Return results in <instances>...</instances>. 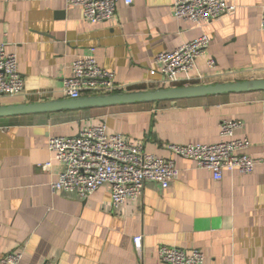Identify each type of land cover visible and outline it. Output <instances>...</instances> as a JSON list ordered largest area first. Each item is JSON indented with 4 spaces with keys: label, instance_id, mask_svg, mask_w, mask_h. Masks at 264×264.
Wrapping results in <instances>:
<instances>
[{
    "label": "crops",
    "instance_id": "obj_1",
    "mask_svg": "<svg viewBox=\"0 0 264 264\" xmlns=\"http://www.w3.org/2000/svg\"><path fill=\"white\" fill-rule=\"evenodd\" d=\"M227 1L233 13L198 26L175 17L172 0H120L101 22L65 0H0V43L24 79V91L0 96V104L65 98L63 79L80 56L113 71L121 91L264 78V0ZM201 34L210 43L191 71L165 86L150 75L158 53ZM227 119L241 122L234 137L249 140L251 173L224 169L215 180L167 149L217 143ZM100 123L173 159L178 176L166 188L147 181L115 210L109 184L87 198L54 190L63 168L49 137ZM162 245L198 249L209 264H264V90L0 117V258L20 251L18 264H162Z\"/></svg>",
    "mask_w": 264,
    "mask_h": 264
},
{
    "label": "built area",
    "instance_id": "obj_2",
    "mask_svg": "<svg viewBox=\"0 0 264 264\" xmlns=\"http://www.w3.org/2000/svg\"><path fill=\"white\" fill-rule=\"evenodd\" d=\"M65 1L80 6L84 19L101 22L114 17L120 0ZM123 2L131 4L132 0ZM172 9L176 18L203 26L233 13L235 5L227 0H172ZM260 25L264 29V14ZM209 43L208 35L201 34L173 50L158 53L155 57L158 67L150 69V75L159 74L157 80L163 86L172 83L179 74L194 68L197 58L204 54ZM208 63L211 65L212 60ZM70 71L61 88L65 98L107 94L122 89L115 81L114 72L100 67L94 56L74 59ZM23 91L24 79L17 69L16 56L7 52L4 44L0 43V96L18 95ZM240 126L239 120L227 119L220 124L222 139L219 142L169 144L167 149L209 170L215 180L222 177L224 169L248 174L253 171L257 160L245 152L249 146L248 138L234 137ZM47 146L52 159L63 168L51 184L54 190L76 192L79 197L87 198L101 185L109 184L114 210L127 199L139 197L147 181L166 188L179 173L173 159L146 152L142 144L125 139L119 132H109L105 123L84 127L74 135L51 136ZM45 165L50 166L51 161ZM134 242L140 246L141 236H135ZM157 256L162 264H209L198 249L187 252L162 245L157 248ZM21 258L20 251L8 253L0 258V264H18Z\"/></svg>",
    "mask_w": 264,
    "mask_h": 264
},
{
    "label": "water",
    "instance_id": "obj_3",
    "mask_svg": "<svg viewBox=\"0 0 264 264\" xmlns=\"http://www.w3.org/2000/svg\"><path fill=\"white\" fill-rule=\"evenodd\" d=\"M264 90V78L241 81L162 87L146 90L117 91L84 95L78 98H55L31 102L0 104V117L52 113L123 104L174 101L208 95Z\"/></svg>",
    "mask_w": 264,
    "mask_h": 264
}]
</instances>
